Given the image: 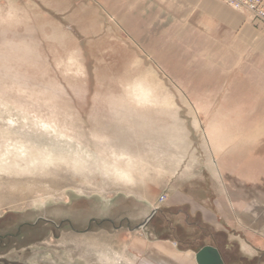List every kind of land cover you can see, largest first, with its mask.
<instances>
[{
  "label": "rangeland",
  "instance_id": "1",
  "mask_svg": "<svg viewBox=\"0 0 264 264\" xmlns=\"http://www.w3.org/2000/svg\"><path fill=\"white\" fill-rule=\"evenodd\" d=\"M55 11L0 0V264H264L199 214L264 150V66L159 13Z\"/></svg>",
  "mask_w": 264,
  "mask_h": 264
},
{
  "label": "crops",
  "instance_id": "2",
  "mask_svg": "<svg viewBox=\"0 0 264 264\" xmlns=\"http://www.w3.org/2000/svg\"><path fill=\"white\" fill-rule=\"evenodd\" d=\"M262 1L264 3V0ZM35 3L38 6L50 7L52 10L56 8L54 13L56 16L68 15L72 20L77 19L81 14H92L96 22H100V31L103 32L113 31L116 27L130 33L138 32L134 25L138 21V15L151 13L157 16L159 13L164 23H193L194 26L208 32L211 37L226 40V44L235 49L243 60L256 61L258 68L264 66V23L252 20L247 15L236 12L215 0H35ZM110 18L114 19L116 24L114 27L108 24ZM85 28L82 26V29ZM259 117L264 120V114ZM263 151L259 148L257 159L251 160L248 155L244 157L240 180L236 175L240 184L235 185L233 181L226 180L224 190L221 192L222 201L215 202L208 211L201 208L199 213L203 223L211 231L225 234L230 245L236 246L242 256L248 255L252 258L264 257ZM251 166L258 168L257 171H253L252 178L249 174ZM228 178L235 177L232 174ZM251 182L257 186L256 189L252 188L253 192H251ZM211 202L214 203L212 200ZM198 205L200 206L201 203ZM191 214H197V210ZM204 246L216 248L223 263L227 264L216 245ZM172 258L176 259L178 264L184 262L196 264L192 259L193 255L192 257L188 254L172 255Z\"/></svg>",
  "mask_w": 264,
  "mask_h": 264
},
{
  "label": "built area",
  "instance_id": "3",
  "mask_svg": "<svg viewBox=\"0 0 264 264\" xmlns=\"http://www.w3.org/2000/svg\"><path fill=\"white\" fill-rule=\"evenodd\" d=\"M230 9L245 14L252 20L264 23V3L262 0H215Z\"/></svg>",
  "mask_w": 264,
  "mask_h": 264
},
{
  "label": "water",
  "instance_id": "4",
  "mask_svg": "<svg viewBox=\"0 0 264 264\" xmlns=\"http://www.w3.org/2000/svg\"><path fill=\"white\" fill-rule=\"evenodd\" d=\"M194 260L196 264H224L219 251L212 246L202 247L195 254Z\"/></svg>",
  "mask_w": 264,
  "mask_h": 264
},
{
  "label": "bare ground",
  "instance_id": "5",
  "mask_svg": "<svg viewBox=\"0 0 264 264\" xmlns=\"http://www.w3.org/2000/svg\"><path fill=\"white\" fill-rule=\"evenodd\" d=\"M63 244V243H62Z\"/></svg>",
  "mask_w": 264,
  "mask_h": 264
}]
</instances>
